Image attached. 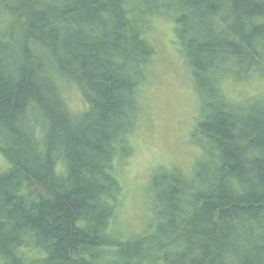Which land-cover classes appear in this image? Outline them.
I'll list each match as a JSON object with an SVG mask.
<instances>
[{
  "label": "trees",
  "instance_id": "trees-1",
  "mask_svg": "<svg viewBox=\"0 0 264 264\" xmlns=\"http://www.w3.org/2000/svg\"><path fill=\"white\" fill-rule=\"evenodd\" d=\"M159 20L198 155L152 170L153 221L118 229ZM0 264H264V0H0Z\"/></svg>",
  "mask_w": 264,
  "mask_h": 264
},
{
  "label": "rangeland",
  "instance_id": "rangeland-1",
  "mask_svg": "<svg viewBox=\"0 0 264 264\" xmlns=\"http://www.w3.org/2000/svg\"><path fill=\"white\" fill-rule=\"evenodd\" d=\"M157 24L164 34L157 41V58L144 89L148 114L136 133L135 150L123 167L130 197L129 206L120 209L118 229L127 222H133L136 229L143 220V228L151 222L147 184L152 170L175 165L188 172L198 155L189 142L194 116L200 111L191 70L171 42L173 32L167 21L163 24L159 20ZM255 83L248 84L247 89L255 91ZM68 97L71 107H80L82 97L74 86L68 90Z\"/></svg>",
  "mask_w": 264,
  "mask_h": 264
}]
</instances>
